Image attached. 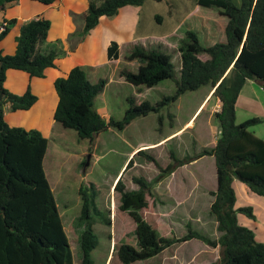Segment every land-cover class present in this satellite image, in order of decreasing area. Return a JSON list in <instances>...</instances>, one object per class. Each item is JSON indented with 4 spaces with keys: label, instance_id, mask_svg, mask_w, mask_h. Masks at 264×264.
<instances>
[{
    "label": "trees",
    "instance_id": "trees-1",
    "mask_svg": "<svg viewBox=\"0 0 264 264\" xmlns=\"http://www.w3.org/2000/svg\"><path fill=\"white\" fill-rule=\"evenodd\" d=\"M12 1L16 0H0V11ZM37 1L49 5L55 0ZM143 2L88 0L83 13H71L73 18L83 21L82 28L72 34L83 40L101 16L113 18L121 7L139 6ZM195 4L215 7L220 15L227 17L225 39L202 46L195 32L187 30L183 44L178 47L181 66L179 77L174 79L175 92L155 105L146 100L136 103L128 98L129 107L122 119L107 120L94 107V98L104 89L105 79L92 83L87 66L75 65L65 77L54 81L58 96L53 113L55 123L75 130L79 138L88 139L90 143L108 126L123 129L137 116L158 111L161 105L176 100L180 94L203 85L211 87V96L220 104V109L213 113L219 128L215 145L198 155L214 156L216 188L209 192L213 197L209 211L216 221L219 236L212 239L197 232L179 237L158 234L156 227L142 214L150 204L146 195L151 194L153 181H160L188 159L178 160L169 152L172 162L162 167L153 155L145 153L146 149L138 150L135 155L142 154L159 171L153 180L133 176L132 182L138 188L129 190L122 176L131 166V158L112 185L119 194L118 208L127 211L135 223L137 247L129 239L113 246V253L124 264L150 258L175 243L194 237L210 247L219 248L218 264H264V242L256 240L254 231L238 220V214L254 219L252 207H235L232 185L236 179L248 192L264 198V139L249 130L261 119L250 117L237 123L235 117V103L246 80H254L264 89V0H240L239 4L233 0H195ZM15 22V18L0 22V40ZM50 25V20L41 15L25 21L15 38L14 53L0 51V264H73L69 240L43 169L48 139L37 129L11 126L4 118L6 110H26L37 100L30 87L22 94L9 91L4 86L6 70L13 68L25 71L30 77H43L47 68L55 67L56 59L66 56L60 39L47 41ZM106 54L108 59L118 58L115 41L110 42ZM200 54L207 57L202 59ZM124 58L139 62L136 72L120 70V75L134 86L150 88L164 79L174 78L171 56L161 50H147L136 44ZM152 146L156 144L142 148ZM78 193L81 199L79 219L85 223L78 242L81 264H91L90 252L97 244L89 224L91 196L83 184ZM107 223L110 225V219Z\"/></svg>",
    "mask_w": 264,
    "mask_h": 264
},
{
    "label": "rangeland",
    "instance_id": "rangeland-1",
    "mask_svg": "<svg viewBox=\"0 0 264 264\" xmlns=\"http://www.w3.org/2000/svg\"><path fill=\"white\" fill-rule=\"evenodd\" d=\"M233 1L236 4L240 3V0ZM194 6L195 0H144L138 6L140 11L137 27V36L139 37L137 45H141L147 50L156 49L169 54L174 66V78L164 79L150 88L146 86L137 87L127 82L120 75V70L127 69L136 72L139 62L138 60L128 61L123 57L130 51V47L126 44L121 49L122 57L119 63L104 64L98 61L94 74L90 73L89 69L84 66L92 83H96L99 79L106 80L104 89L94 98V107L105 119L121 120L125 110L129 107L128 98L133 99L136 103L146 100L150 104L155 105L164 96L174 94V79L179 77L181 66L178 47L183 44L187 30L195 32L202 46H210L225 39V25L222 31V26L220 25L222 21L219 20L221 19L226 23L227 17L223 15L218 17L215 7ZM76 21L78 28H81L83 21L81 19ZM205 25L212 27L211 33L206 32L208 28H205ZM75 35L77 36V34ZM78 38L76 37L77 42ZM70 43L73 42L71 41ZM73 46H75V43H73ZM98 56L99 60H101L99 51ZM200 57L205 59L207 55L200 54ZM209 87V85H203L196 90L186 91L180 94L176 100L161 105L158 111H150L146 115L137 116L123 129L110 125L95 135L92 143L88 139L79 138L75 130L62 128L59 124H56L54 134L49 140L47 154L43 160V169L52 187L65 233L68 235L73 264H81V251L78 242L80 234L85 227L84 221L79 219L81 199L78 189L80 184L87 187V193L91 196L89 224L97 238V244L90 252L91 264H105L110 240L112 242L110 234L113 236V246L117 247L119 242L129 239L130 243L137 247L134 232L135 223L127 211L118 208L119 194L111 190L113 189L111 188L112 179L133 148L141 143L156 142L161 136L168 134L180 122L187 119L200 100H202ZM212 105L213 99L204 108L196 122L195 130H203L197 137L192 130H188L180 138L166 139L164 141L165 144L162 146H155L157 148L154 146L139 148L138 150L146 149L145 153L153 155L162 167L172 162L169 152L178 160L183 159V155L195 156L201 149L202 139H204V142L210 143L209 136L211 138L212 135H210L209 127L204 126V122L207 111ZM259 106V103L253 106L251 115L238 111L236 121L238 123L250 117H259L261 122L251 125L249 130L262 138L264 137V113ZM6 111L9 112V110ZM212 123L215 126L218 125L215 118ZM215 134H219L216 127ZM181 139L186 141V145L180 146ZM138 150L128 158L119 175L120 177L128 161L132 158L131 166L125 170L122 176L127 189L138 188L132 182L133 176H143L148 180H153L159 171L152 162L145 160L142 154L135 155ZM210 159L212 158L205 157L195 165L194 168L200 166L198 168L199 177L188 176V180H183L182 177L176 175L175 177H170V180H164L162 184L169 183L173 188L177 184L183 186L194 179L196 182H200V186L203 188L215 187V165L214 162H210ZM157 183L159 181H153L152 192L150 195H146L150 203L149 207L146 210H142L143 216L155 227ZM179 190L181 189L179 188ZM234 190L236 195L235 206L249 205L252 207L254 214V219H250L244 214H238L240 223L254 231L256 240L264 242V198L248 192L238 180H236ZM183 194L182 191L172 192L173 197H182ZM162 196L165 201H169V192H163ZM206 197L208 198L209 196L207 195ZM206 197L202 199L200 208L205 217L203 223L190 221L188 224H182L179 222L174 227H170V225L165 223H158V234L166 237L171 232L181 236L188 232H197L212 239L217 238L220 233L216 229V221L213 215H211L209 208L207 209V205L204 203L208 202ZM108 219H110V225L107 223ZM255 228H258L257 231ZM169 247L172 248L169 249ZM169 247L155 256L129 264H218L219 248L210 247L198 238L194 237L185 243L181 244L179 242ZM174 248H177L174 252H177L180 257L177 260L169 259L170 251L172 252ZM185 255H192L193 257L187 259L186 262L180 260ZM107 264L124 263L117 258L114 252Z\"/></svg>",
    "mask_w": 264,
    "mask_h": 264
},
{
    "label": "crops",
    "instance_id": "crops-1",
    "mask_svg": "<svg viewBox=\"0 0 264 264\" xmlns=\"http://www.w3.org/2000/svg\"><path fill=\"white\" fill-rule=\"evenodd\" d=\"M87 1L88 0H55L53 3L46 5L37 0H16L8 3L5 6L4 10L0 11V22L3 19H11V18L16 19L15 24L11 26L8 33L0 40V51L2 54L14 53L16 48L15 38L20 32L21 25L25 21L31 18H36L40 15L49 19L51 22L50 28L47 33V38H46L47 41L53 42L57 39H60L62 41L63 49L66 51V56L56 59L55 67L47 68L44 72L43 77H30L25 71L13 69V68H9L6 70V78L4 81V86L9 91L17 94H22L25 92L27 87H30L31 92L37 96V100L34 102V104L26 110L19 109L9 112L5 111L4 118L6 122L11 126H20L25 129L34 128L39 130L42 133V135L48 139V144L50 138L54 134V129L56 128V123L53 119V113L58 101V96L54 88L55 79L58 77H65L68 71L75 65L87 66L89 67V72L94 74L95 70L97 69L98 61L99 63H104V64L119 63L122 57L121 56L122 47L126 44L128 45V47H130L131 50L132 47L137 44L139 39V37L137 36V27L139 23L140 10L138 6L130 7V5H127L121 7L119 9L118 14L113 18L101 16L98 24L90 31V33L83 40H79L78 38V42H77L76 37H78V35L76 36L75 34L72 33H74V31L76 30H79L80 28V27L78 28V26L76 25L78 24L76 23L77 22L76 20L79 21V18H73L71 13L72 12L76 14L83 13L87 8ZM195 6L198 7V5L196 4ZM214 16L216 17V15ZM217 16L222 17V15L218 13V11H217ZM219 21H222L220 25L222 26V31H223V26L225 25V22L221 19ZM214 25H216V23H214ZM205 28H208L206 29V32L208 31L209 33H211L212 31L211 26L209 27L208 25H205ZM71 41L75 43V46H73V43H70ZM111 41H115L118 44L119 56L117 59L107 58L106 51ZM72 46L73 48H71ZM98 51L100 52L101 60H99ZM125 55H123V57H125ZM211 93H212V89L211 87H209L208 91L206 92L202 100H200L199 104L196 106L193 112L188 116V118L180 122V124H178V126L175 129L171 130L168 134L161 136V138L156 140V142L141 143L135 148H133L129 152L128 156L125 158L119 171L112 179L111 188H113L112 185L115 179L119 177L128 158L136 150L142 148V146L145 147L155 144L157 147L162 146L165 144L164 141L166 139L170 138L169 140H172V139L180 138L188 130H192L193 134L197 137L198 134L202 133L201 131L203 130L201 131L195 130L196 122L200 117L204 108L213 99V105L209 109V111H207V116L204 122V126L209 127V130L211 132L210 135H212L211 138L209 136L210 143L204 142V139H202L203 143L201 144V149L198 151L197 154H195V156L192 157L188 155H183L184 156L183 159H188V161L176 167L170 174L165 176L163 179L159 181V183L156 184V229L158 227V223H165L166 225L167 224L170 225V227H174L175 224L179 222L182 224H188L190 223V221H195L201 224L205 220V217L203 216V213L200 210L202 206L201 201L207 195L209 196L208 198L206 197L208 202H204L205 205H207V209H208L211 201L213 200V197L210 195L209 192L212 191L213 189L215 190L216 186L212 188H203L202 186H200L201 185L200 182L198 181L196 182L194 179H192L190 183L184 184L183 186L177 184L173 188L170 186L169 183L164 185L162 184V182L164 180L169 179L170 177H175L176 175L182 177L183 180L185 179L188 180L187 178L188 176L199 177L200 174L198 172V168H200V166L194 168L195 165H197L205 157L212 158L210 159L211 160L210 162H214L213 155L198 156L202 150L211 149L215 145L216 139L218 137V135L215 134V127L218 129L219 132L218 125L215 126V124L212 123V120L214 119L213 113L220 109V104L216 99H214L211 96ZM263 101H264L263 87L254 80H250V79L246 80V82L244 83L243 87L240 90V93L235 103V117L237 118L238 111H242L243 113L251 115L252 109L254 108L253 106H255L256 103L260 104L259 108L264 113ZM204 103L205 105L203 106ZM262 138L264 139V137ZM48 144H47V149H48ZM181 145H186V141H182L181 139L180 146ZM47 149L44 157L47 154ZM235 183H236V179H234L232 182L233 188H235ZM179 188L181 190H179ZM177 191L179 192L182 191L184 193L183 196L173 197L172 192H177ZM163 192L165 193L169 192L170 198L168 199L169 200L168 202L165 201V198H163L162 196ZM182 202L184 203L182 204ZM255 229L257 231L258 228ZM170 234H174V233L171 232L169 233V235ZM174 235L177 237L181 236L177 234ZM110 239H112V242L110 240V247L105 264L108 263L111 255L113 254V244H114L113 236H111ZM186 241L181 242V244L185 243ZM170 248L172 247H169V249ZM176 250L177 248H174L172 252L170 251L169 259L171 258V260H177L178 258H180L179 254H177V252H174ZM192 257H193L192 255H187V256L185 255V257H182L180 260L186 262L187 259Z\"/></svg>",
    "mask_w": 264,
    "mask_h": 264
},
{
    "label": "built area",
    "instance_id": "built-area-1",
    "mask_svg": "<svg viewBox=\"0 0 264 264\" xmlns=\"http://www.w3.org/2000/svg\"><path fill=\"white\" fill-rule=\"evenodd\" d=\"M2 29V25H0V30Z\"/></svg>",
    "mask_w": 264,
    "mask_h": 264
},
{
    "label": "water",
    "instance_id": "water-1",
    "mask_svg": "<svg viewBox=\"0 0 264 264\" xmlns=\"http://www.w3.org/2000/svg\"><path fill=\"white\" fill-rule=\"evenodd\" d=\"M1 97H2V94L0 93V99H1Z\"/></svg>",
    "mask_w": 264,
    "mask_h": 264
}]
</instances>
